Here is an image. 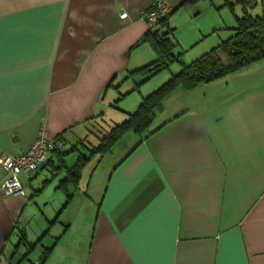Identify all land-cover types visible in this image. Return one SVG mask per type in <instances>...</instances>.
I'll list each match as a JSON object with an SVG mask.
<instances>
[{"label":"crops","instance_id":"obj_1","mask_svg":"<svg viewBox=\"0 0 264 264\" xmlns=\"http://www.w3.org/2000/svg\"><path fill=\"white\" fill-rule=\"evenodd\" d=\"M152 1L0 0V155L27 151L41 127L73 142L19 175L24 195L0 189V264H264V58L176 89L179 111L155 133L121 136L119 145L134 139L99 176L93 215L78 224L83 234L66 237L75 219L59 215L94 184L90 172L81 190L85 166L77 182H62L80 155L89 156L79 146L95 147L82 142L89 128L118 103L123 115L136 110L182 68L174 62L172 73L135 90L142 76L125 79L156 58L139 42ZM183 1L166 0L173 52L187 64L232 35L235 18L223 14L222 0ZM257 3L255 15H264V0L259 10ZM4 175L0 165V184Z\"/></svg>","mask_w":264,"mask_h":264},{"label":"trees","instance_id":"obj_2","mask_svg":"<svg viewBox=\"0 0 264 264\" xmlns=\"http://www.w3.org/2000/svg\"><path fill=\"white\" fill-rule=\"evenodd\" d=\"M199 1L184 0L182 3H196ZM256 1L222 0V7H227L234 15V33L187 64L180 61V53L176 54L173 52L176 44L169 36L173 29L168 28V19L172 11L159 22L158 27L149 29L139 42L148 43L156 54V58L153 62L127 73L125 79L137 75L143 78L141 82L136 84V87L130 90H135L141 83L169 68L170 64L174 62L182 64V68L177 73L172 74L166 82L154 89L153 92L142 97L139 106L133 112L128 113V117L125 120L110 127L107 133L99 138V143L89 150V156L80 155L62 182H77L80 171L84 167L85 162L89 160V157L96 154L99 156L106 154L126 132L133 131L137 134H143L144 137L155 133L160 127L151 131L147 130L155 119V110L162 108V101L166 95L178 88L190 91V89H194L202 83L214 82L216 79L225 77L227 74L234 73L239 69L250 66L254 62L262 60L264 58V15H252L248 12V8L253 7ZM237 3L242 5L241 15L234 13ZM221 55L224 56V60H222ZM109 85H111V82ZM126 94L128 93L120 94L116 101ZM63 149L54 153H61Z\"/></svg>","mask_w":264,"mask_h":264},{"label":"rangeland","instance_id":"obj_3","mask_svg":"<svg viewBox=\"0 0 264 264\" xmlns=\"http://www.w3.org/2000/svg\"><path fill=\"white\" fill-rule=\"evenodd\" d=\"M236 7V10H235V13H238V14H242L241 13V7L242 5L240 3H237L235 5ZM257 9L259 10L261 8V0H258V3H257ZM249 11L251 13H253L255 15L256 12H258L256 10V5H254L253 7H250L249 8ZM222 12L223 14H228V16L230 15V20L233 19L234 20V17H233V14L230 13V11L228 10V8L226 7H223L222 8ZM227 25V23H226ZM232 25H234V21H232ZM164 29V28H163ZM234 33V31L232 32V34ZM146 46L148 48L149 47V44L146 43ZM222 57V60H224V56L221 55ZM190 61V60H189ZM189 63V62H188ZM171 65V64H170ZM177 66L178 64L176 63H173L169 68H166L165 70L153 75V77L156 78H162L163 76H165V74L167 73H172L171 69H173V66ZM175 68V67H174ZM178 72V71H177ZM176 72V73H177ZM173 74H175V72H173ZM153 77L149 80H153ZM177 92V91H176ZM172 93V92H171ZM170 93V94H171ZM174 94V93H173ZM173 94L171 95H166V97L163 99V103H162V106L165 107L164 109L165 110H155L154 114H155V119L153 120V122L150 124L149 128L147 131H150L152 129L155 128V126L157 124H159L162 120H164L165 118H167L169 115H172V113L176 112V111H179V108H180V104L182 103L181 101H172V96H174ZM130 97L126 96L125 99L123 100H126V99H129ZM173 102V103H168V102ZM122 105V104H121ZM120 103H118V106L119 108H110V109H107L104 114L102 115L103 117H101L99 120H98V123L94 128L93 127H90V131L87 132L86 136L82 139V142H84L89 148L95 146V144L98 142L97 139L94 137L95 134L98 135V136H101V135H104L107 133V131L110 129V127L114 126L115 124H118L119 122L123 121L124 119H126L128 117V115H123L122 114V110L120 109ZM135 110V109H134ZM134 110H131L130 112H133ZM125 117V118H122V117ZM146 131V132H147ZM131 133H134V132H129V134ZM131 135H134L136 137V140H139L140 137L143 136V134H131ZM134 136H131L129 141L126 140L124 141L123 143H121L120 145L118 144L119 142H117L113 148L111 149L110 152H108V154H106L104 157L105 159L99 164L98 168H96L97 166V161H98V156L99 155H96L94 157H92L90 159V161L88 163H86L84 166V170L82 171V187H81V190L85 191L86 190V187L84 189L83 186L85 185V182H87L88 179H90V172H94V176H93V181H94V184H92V186L88 189V194H81L80 197H76V200L75 202L73 201L74 206H71L67 209L66 212H62V214H60V222H63V221H67V219H75V223L74 225L72 226V232L70 231L68 234H67V238H72V237H75L76 235H81L83 234V227H81V225H78L79 224V221L83 218V217H86V214H89V215H93V212H94V205H92V199H95L96 198V188H97V185L99 184L100 182V177L101 175H103V173L105 172V168L108 164V161L110 159H113L114 156H116L119 151H120V148L126 144H131L132 143V139H134ZM132 140V141H131ZM91 142L94 144L92 145ZM72 145H73V142H70L68 141V143H66L65 145V150L67 151H70L71 148H72ZM117 145H119L117 147ZM117 147V148H115ZM79 149L82 150V152H84V154H88L89 155V150L87 147H84L82 148L81 146H79ZM55 162L57 161L56 159H54ZM57 163V162H56ZM57 165V164H56ZM50 172L52 173H56L57 170L53 169L52 167H49L48 168ZM96 170V171H94ZM45 173V172H44ZM48 173V172H47ZM58 191V190H57ZM91 191V192H90ZM60 193H63V191H58ZM80 192V191H79ZM56 193V192H54ZM90 194V195H89ZM53 194H51V197H52ZM44 196H47V194H44ZM57 195H55L54 197H56ZM52 198L53 200H55L56 198ZM56 201V200H55ZM36 221L38 220L40 223L41 226H43L44 224V218L37 214L36 216Z\"/></svg>","mask_w":264,"mask_h":264},{"label":"built area","instance_id":"obj_4","mask_svg":"<svg viewBox=\"0 0 264 264\" xmlns=\"http://www.w3.org/2000/svg\"><path fill=\"white\" fill-rule=\"evenodd\" d=\"M172 11L166 0H153L141 16L147 22L148 29L158 27L159 22ZM125 18L126 13L119 15ZM38 134L29 149L19 155H0V165L5 171L1 180L0 189L6 195H24L23 184L19 175L35 172L42 167L49 154L59 152L65 146L63 139L58 136H50L44 127L38 130Z\"/></svg>","mask_w":264,"mask_h":264}]
</instances>
